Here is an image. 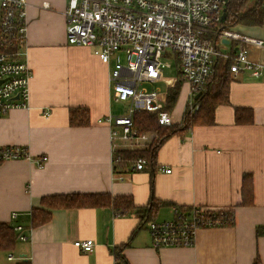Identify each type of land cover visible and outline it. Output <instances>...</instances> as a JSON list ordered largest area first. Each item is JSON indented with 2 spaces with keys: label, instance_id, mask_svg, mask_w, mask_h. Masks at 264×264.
<instances>
[{
  "label": "crops",
  "instance_id": "1",
  "mask_svg": "<svg viewBox=\"0 0 264 264\" xmlns=\"http://www.w3.org/2000/svg\"><path fill=\"white\" fill-rule=\"evenodd\" d=\"M253 1L248 8L255 7ZM27 3L29 105L0 119V147L26 148L31 159L0 163V224L17 235L15 228L22 226L28 240H18L10 252L0 250V264H264V81L246 71L230 74L229 104L216 108L213 124L173 134L153 166L130 172L114 165L110 130L98 124L110 113L118 115L108 84L113 62L107 66L90 48L68 44V0ZM232 29L264 41V25ZM248 49L251 61L264 63L263 49ZM176 67L179 80V62ZM177 82L167 80V94ZM183 89L187 104L180 115L172 113L175 125H181L189 102V85ZM80 108L88 110L89 125L73 127L70 112ZM237 109L243 110L242 121ZM41 157L48 158L43 168L36 164ZM72 194L129 197L137 207L152 200L166 204L156 210L154 222L173 220L177 208L231 211L234 221L200 230L193 247L156 250L149 223L141 226L136 214L42 205L43 198ZM33 209L51 212L50 222L33 228ZM86 240L95 242L92 253L74 246Z\"/></svg>",
  "mask_w": 264,
  "mask_h": 264
},
{
  "label": "built area",
  "instance_id": "2",
  "mask_svg": "<svg viewBox=\"0 0 264 264\" xmlns=\"http://www.w3.org/2000/svg\"><path fill=\"white\" fill-rule=\"evenodd\" d=\"M230 1L68 0L65 11L68 44L90 48L107 66L113 62L108 82L111 99L116 104L128 105L125 114L110 113L98 120L99 125L110 130L116 167H120L121 160L118 152L123 150L118 149L117 143H122L128 151H142L159 139L157 132L142 133L136 128L135 114L157 115L161 127L175 125L174 115L165 110L168 94L145 87L163 79L166 66L159 60L161 52L171 50L176 54L179 79L189 85L187 106L193 113L199 110L195 97L203 94L220 59L230 63L231 75L246 71L264 81V63L251 61L248 49L253 45L264 50V41L243 36L232 28H219ZM27 8V0H0V119L14 108L29 105L32 71L26 60ZM224 40L230 44H224ZM234 43L241 44L237 51L231 47ZM30 159L26 148L0 147V163ZM47 160L41 157L36 164L43 168ZM148 167L149 162L139 158L133 166L125 168L140 172ZM174 216L171 221L149 223L154 249L193 247L200 230L230 225L234 221V216L224 211L200 208L185 212L175 209ZM16 217L14 213L12 218ZM15 230L19 241L28 240L22 226ZM74 246L84 253H92L95 242L77 241Z\"/></svg>",
  "mask_w": 264,
  "mask_h": 264
},
{
  "label": "trees",
  "instance_id": "3",
  "mask_svg": "<svg viewBox=\"0 0 264 264\" xmlns=\"http://www.w3.org/2000/svg\"><path fill=\"white\" fill-rule=\"evenodd\" d=\"M250 0H231L227 5L226 18L221 22L219 28L228 29L237 25L248 27H260L264 25V0H257L254 8H248ZM178 62V61H177ZM230 63L225 60H218L215 64L212 75L210 76L202 96L196 100L199 110L193 113L187 106L181 125L172 127H161L158 124L157 115L147 113H137L134 115V124L140 132H157L159 139L147 150L142 151H120L119 165L121 167L133 166L139 158H144L153 166L156 154L161 145L173 134L184 131L196 125H211L214 122V112L219 105L229 104L230 86ZM184 83L179 79L175 87L168 91L167 104L165 110L172 112L178 102ZM242 109L236 110L237 120H241ZM252 120V114H249ZM242 121V120H241ZM70 125L73 127H85L89 125V113L86 108L72 109L70 112ZM251 191V189H250ZM42 205L50 210L56 209H87V208H112L116 216H126L136 214L140 218L141 226L152 223L154 213L164 203L152 200L146 207H137L132 198L118 197L113 198L109 194H72L46 197L42 199ZM177 210L185 212L181 208ZM189 211V210H188ZM228 215H233L231 211H224ZM234 216V215H233ZM51 212L33 209L32 222L33 228L43 226L50 222ZM19 240L14 229L7 224H0V250L10 252ZM119 257V256H118ZM19 264H30L22 262ZM255 264H260L256 261Z\"/></svg>",
  "mask_w": 264,
  "mask_h": 264
},
{
  "label": "rangeland",
  "instance_id": "4",
  "mask_svg": "<svg viewBox=\"0 0 264 264\" xmlns=\"http://www.w3.org/2000/svg\"><path fill=\"white\" fill-rule=\"evenodd\" d=\"M64 1V0H61ZM250 3V2H249ZM159 60L166 66V69H164V73H163V79L164 82L162 83H157L156 85L154 84H147L145 87L150 91V89H156L161 91L162 93H166L168 86L166 84L167 80H174V81H178V71H177V67H176V63L177 62V58H176V54L174 52H172L171 50H165L163 52L160 53L159 55ZM187 104V98H186V89H183L178 102L174 108V110L172 111L173 114L180 115L181 111L185 108ZM127 104H114L113 106V111L115 113H121V114H125L127 112Z\"/></svg>",
  "mask_w": 264,
  "mask_h": 264
},
{
  "label": "water",
  "instance_id": "5",
  "mask_svg": "<svg viewBox=\"0 0 264 264\" xmlns=\"http://www.w3.org/2000/svg\"><path fill=\"white\" fill-rule=\"evenodd\" d=\"M226 15H227V10L225 9L224 14H223V20L226 18ZM223 43L226 44V45H229V44H230V42H229L228 40H224ZM236 51H237V50H236ZM201 96H202V93H199V94L195 97V99L198 100Z\"/></svg>",
  "mask_w": 264,
  "mask_h": 264
}]
</instances>
